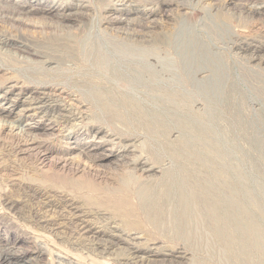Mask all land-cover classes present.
Here are the masks:
<instances>
[{
	"label": "rangeland",
	"instance_id": "1",
	"mask_svg": "<svg viewBox=\"0 0 264 264\" xmlns=\"http://www.w3.org/2000/svg\"><path fill=\"white\" fill-rule=\"evenodd\" d=\"M131 1L0 0V41L14 44L0 48V203L23 201L15 186L40 179L39 171L20 176L26 162L1 144L35 139L86 169L75 181L95 173L127 190L130 208L94 207L130 220L144 235L140 247L161 248L151 260L264 264V63L246 51L264 56V11H250L264 0ZM40 93L61 96L82 118L62 130L53 116L23 112ZM171 94L181 106L176 121L166 118ZM135 159L161 172L142 179L127 169ZM108 184L100 186L116 195ZM1 204L0 254L8 259L0 264H94L21 219L28 203ZM106 253L99 264L131 257Z\"/></svg>",
	"mask_w": 264,
	"mask_h": 264
},
{
	"label": "bare ground",
	"instance_id": "2",
	"mask_svg": "<svg viewBox=\"0 0 264 264\" xmlns=\"http://www.w3.org/2000/svg\"><path fill=\"white\" fill-rule=\"evenodd\" d=\"M111 1L115 2V4L123 5L126 2H129L131 0H111ZM197 2H200V0H198ZM229 2H230V0L224 1L223 3L227 4ZM186 5H187V3H186ZM179 7H180V5H179ZM187 8H188V6H187ZM263 8L264 7L258 8V7L254 6V7H252V10L250 9V11H251V13L261 14L264 11ZM53 9L54 8L46 9V14L47 15L52 14V15L60 16ZM30 10L31 9L28 10L27 15L29 14ZM18 16H21L22 18L25 17V16L19 15V14H18ZM18 16H16V17L20 18ZM69 16H71V15H69ZM9 17H10L9 19L14 18V15H11ZM62 18L64 19V16ZM8 40H10V39H8ZM237 44H239V43H237ZM12 46H14V44H11L10 42L0 41V48L1 49L11 48ZM258 46H260V45H258ZM250 47H252V46H250ZM258 49L259 48H246V51L251 52V56L249 57L251 60H257L258 59L260 61L259 63H264V56H257L256 55ZM45 60H46V58H45ZM45 62H48V61L46 60ZM48 63H50V61ZM33 64H35V63H33ZM194 78L195 79H193V81L194 82L197 81L196 80V74H194ZM198 81H200V80H198ZM177 83H178V81H177ZM208 83H210V82L207 80V84ZM180 84H181V82H180ZM170 85H171V83L169 84V86ZM166 86H168V85H166ZM178 86H179V83H178ZM190 86L191 85H189V87ZM195 86H196V84H195ZM178 90H180V89L178 88ZM165 92H167V91H165ZM27 98H28L29 108L23 109L22 110L23 112L28 111V110H32V111H35L34 114H32V115L39 114V112H40V114H44V116H49V115L53 116V118H51L49 120V122L56 124V126L58 125V126L62 127V130H67L66 129L68 127L67 124H70L71 121L73 122V121H76V120H79L82 118L83 112L80 111L79 109L72 108V105L69 108L68 106H70V104L67 106L64 104L63 105L60 104V103H65L64 102L65 100L63 101L64 98H62L61 96H55L54 94L48 95L46 93L45 94L40 93L36 97H30L29 96ZM167 98L168 99H166V102H165L166 103L165 111L168 114V116H166V118L172 121L173 119L175 120L177 118V115H178L177 113H179L178 111H180L181 106L178 104L174 94L173 95L172 94L167 95ZM171 121L169 122L170 124H172ZM0 122L3 123V120H0ZM173 125H174V123H173ZM1 129H0V132H1ZM103 136H105V135H102V137ZM175 139H176V137H174V140ZM36 141L37 140H35V139L25 140V139H22L20 137H15V136L13 137L12 136L11 138H7L6 140H4L3 144H1V146H2L1 148L4 150V152H6L8 157L13 156V158H15V160L17 159L19 162H20V160L22 162L23 161L26 162V163H24V167H23V168H25V170L22 171V173H24V174H21L20 176L26 177L30 173L35 174L38 171L40 172V174H39L40 177L38 176L40 179H35L36 181H38L37 183L31 184L32 182H30L31 185L30 184L28 185L27 182H25L27 185H24L25 184L24 183V184H19V185L15 186V187H17V190L22 192L20 195L23 196V198H22L23 201H21L19 199L18 203H22V202L28 203L31 207V208L30 207L29 208L32 209L29 212L30 216L28 214L27 215L25 214L28 217L25 216L26 218H22V216H21L20 217L21 219L25 220V222L27 221V218L32 220V223L34 224V227H35V231L44 235L45 239H49L50 237L57 239L59 241V245L63 249H65V250L67 249L70 252L74 251V252L78 253L79 255H81L80 258L82 257V255H84L82 257L83 260L90 259L91 262L94 264H99L98 258L100 256L104 255L106 252H110V251L114 252L117 249L122 250V251L124 250V252H127L131 256L129 259V262L134 261L131 264H172L173 260L170 261L171 260L170 258H169L170 259L169 261L164 260V261H162V263H159L158 261H155V260H151V258H158V256L161 255V253L159 252V251H161L160 250L161 248H157L154 244H152L151 246L144 244L146 246V248H144V246H143V248L140 247L139 245H143V243H144V242L142 244L140 243L141 240L143 239L144 235L141 232H139L138 229L135 228L134 224L132 222H130V220H128L129 222L118 223V220H116L115 218L110 216L107 211H104L101 209L97 210L98 208L94 207V206L106 205V203H109V202H112L120 210H122L121 208L129 207V200L130 199L128 200V195L126 194L127 190L124 187H118L119 184L117 185L114 180H112V179L110 180L109 178H106L103 175L101 176L100 174H95V173L92 175L93 177L88 175V176H90V179H88L84 176V178H81V179L79 178V180L75 181L73 179L74 175L85 174L86 169L82 166H79L78 164H74L73 160L70 158L66 159V158L61 157V156H56L55 153L52 150H50L47 146L42 145L41 142H36ZM131 146H133V145H131V144L126 145L124 147L123 151L128 153L127 148H129ZM3 154H5V153H3ZM3 157H2V159H3ZM134 158H136V157H134ZM2 161H0V162H2ZM148 161L149 160L143 161V160H139V159L131 160L129 163L130 167L127 166L129 168H127V167L126 168L128 170H130L129 172L138 173L140 178L145 179L149 175L153 174L157 169L154 167L155 165L152 164L153 166H151L148 163ZM25 164H28V165H25ZM44 168H47V170L44 171ZM1 169H3V167ZM10 172H13V170ZM14 172H13V175L15 176V175H19L21 171L20 172L16 171V173H14ZM157 172L158 173L161 172L160 168H158V171H156V173ZM67 174H71L72 178H69ZM7 175H8V173H7ZM10 177H11V174H10ZM92 179H94V181H96V182L98 181V183L95 184L94 182H92L93 181ZM17 180H15V181H17ZM11 181H13V180H11ZM19 183H23V182H19ZM151 183L153 184L154 181H152ZM101 184H108V185H110L111 189L115 188L114 190H115V192H117V194L113 195L106 188L101 187L100 186ZM11 186H13V185H11ZM35 187H37V188L34 189ZM12 191H13V189H12ZM20 192H18V193H20ZM28 193H29V195H28ZM26 195H28V196H26ZM71 195H74V196L72 197ZM4 198L5 199H3L2 204H5L4 206L7 205L8 210L16 208L15 205L18 204V203H16L17 201H14V199H12L11 197L8 198L7 196H4ZM78 200H81L83 202V204H79L80 201L78 202ZM130 203H132V202H130ZM2 204H1V206H2ZM114 205H112V206H114ZM8 210H6V211H8ZM132 210H133V208H132ZM16 216H18V215L16 214ZM16 218H19V217H16ZM122 219H123V217L121 218V220ZM27 224H30V223L28 222ZM137 225H138V223H137ZM26 226H28V225H26ZM28 229H29V227H28ZM140 229H142V228H140ZM147 241L148 240H146V242ZM121 247H123V248H121ZM163 250H165V249H163ZM142 253L146 256V258L145 257L144 258L143 257H134L135 255H140V254L142 256L143 255ZM4 254H6V253H4ZM4 254L3 255L0 254V258H4V260H7L8 258ZM110 256H111V254H110ZM115 256H117V255H115ZM127 257H128V255H127ZM175 257H176L175 259L177 261H180V259H182V257H177V256H175ZM65 259H67V258H65ZM58 260H60V258L59 259L57 258V261ZM118 260H120V259H118ZM121 260H122V258H121ZM123 260H124V258H123ZM61 261H63V260H61ZM129 262L127 260V264H129Z\"/></svg>",
	"mask_w": 264,
	"mask_h": 264
}]
</instances>
